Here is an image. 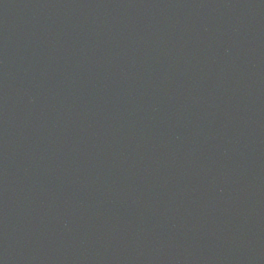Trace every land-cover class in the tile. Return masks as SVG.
<instances>
[{
	"label": "water",
	"instance_id": "1",
	"mask_svg": "<svg viewBox=\"0 0 264 264\" xmlns=\"http://www.w3.org/2000/svg\"><path fill=\"white\" fill-rule=\"evenodd\" d=\"M0 264H264V0H0Z\"/></svg>",
	"mask_w": 264,
	"mask_h": 264
}]
</instances>
